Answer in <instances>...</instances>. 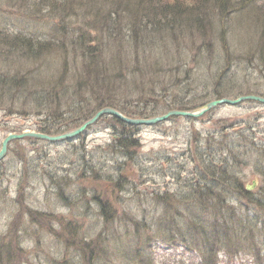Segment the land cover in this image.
<instances>
[{"label":"trees","instance_id":"trees-1","mask_svg":"<svg viewBox=\"0 0 264 264\" xmlns=\"http://www.w3.org/2000/svg\"><path fill=\"white\" fill-rule=\"evenodd\" d=\"M101 1L99 3L105 4ZM160 1L163 0H110L107 4H112L110 8L114 16L105 18V23L109 21L106 31V25L99 21L103 14L97 19L95 10L98 7L91 0L79 2L77 8L73 7V2L71 5L63 4V1L57 4L62 11H67L68 16L79 18L84 15L80 20H84L85 28L74 29L79 31L77 33L69 29L73 28L70 24L63 22L65 17L59 18L56 30L48 38L0 31V45L6 47L0 51V63H17L18 66L16 70L0 67V110L8 108L18 115L36 116V127L28 129L52 135L78 126L103 107L116 109L128 117L149 118L171 109H197L207 101L222 97L236 98L244 94L264 97V12L263 17H257V33L242 32L235 37L229 34L230 31H224L228 21L220 8L218 29L210 19L207 20L211 29V37L207 38L199 26V13L195 14L193 21L189 17L184 24L185 17L205 0H173L159 5ZM206 1L209 5L216 2L217 8L223 3V0ZM242 6H230L227 11L238 12ZM261 7L264 11V6ZM247 11L253 12L252 7ZM137 12V19H146V25L129 21L130 13L137 16ZM183 13L187 15L183 17ZM92 28L97 35L91 33ZM67 46L71 47L70 53L78 55L81 69L75 67L69 71L51 66L48 56L58 53L65 59ZM138 48H142L143 55L134 52ZM13 52L15 57L12 59ZM252 74L262 79L260 84L253 83V80L254 85L249 86L251 81L248 79L237 82ZM187 88L192 91L186 94ZM244 102L250 104L253 101ZM149 104H156V107H147ZM216 109H211L200 119L213 115ZM246 117L234 120L207 117L205 128L185 130L182 135L186 147L180 153L185 162L172 161L171 168L183 170L186 163H191L190 177L182 180L172 194L164 191L161 195L159 191L148 189L151 191L147 197L162 208L154 225L150 226L134 215L126 222H131L136 231L138 226L144 225L147 228L141 231L162 233L170 240L177 238L190 244L189 247L199 253L197 264H220L217 260L219 247L229 250L228 254L237 248H246L247 240L262 229L261 212L241 213L236 206L241 208L242 203H249L252 209L260 208L264 212V187L261 186V191L255 194L243 184L247 169L264 180V122L256 123L260 118L257 114L253 115L254 118ZM103 120L111 135L103 154L109 153L118 162L113 167L110 165L108 170L103 161H93L91 150L76 144L73 148L80 157L68 163L74 174L73 181L69 176L46 174L54 195L65 206L78 198L86 184L97 191L102 189L105 194L110 191L109 187L117 191L134 190L133 184L139 183L127 181L131 177L127 168L131 165L136 168L137 177L144 175L143 171L148 168L151 173L163 172L164 167L159 164L167 159L163 152L140 151L136 134L141 125H129L109 115H102L93 125ZM195 120L186 118L185 122L189 126ZM10 131L20 133L23 129L16 127ZM21 140L33 144L36 139L26 137ZM19 141L12 140V143ZM171 157L177 159V156ZM64 177L69 178V184ZM75 185L76 188L72 189ZM143 186L142 190L146 188ZM65 187L69 189V196L63 190ZM96 196L92 194L90 199L94 201ZM106 204V199H100L99 214L104 222H111L107 220L106 214L110 211L105 210ZM28 214L38 224L45 222L48 215L34 210H28ZM18 218L19 213L14 222ZM58 222L64 225V231V227L73 225L63 218ZM70 237L73 239L69 240ZM12 238L13 235L9 234L0 239V264H13L10 253L15 246ZM74 242L79 261L74 258L73 264H95L100 252L99 239L76 234L72 229L64 235L63 243L70 247ZM253 256L254 264H262L264 256L260 250ZM63 262L65 259L56 263Z\"/></svg>","mask_w":264,"mask_h":264},{"label":"rangeland","instance_id":"rangeland-1","mask_svg":"<svg viewBox=\"0 0 264 264\" xmlns=\"http://www.w3.org/2000/svg\"><path fill=\"white\" fill-rule=\"evenodd\" d=\"M62 1L63 4L69 5H71L70 2H73V7L77 8L79 2L86 0H0V31L5 33L21 32L36 38H48L56 30V24L59 22V18L62 17H65L63 22L70 24L73 28L69 27V29H72L75 33L79 31L74 29L85 28L84 20H80V17L84 19V15H80L79 18L68 16L67 11H62L58 6ZM91 1L95 7H98L95 10V16L97 14V19H99L100 14H103L99 21L106 25L104 30H108L109 21L106 20L105 23L104 20L105 18L111 19L113 15L110 8L112 4H107L110 0H102L105 1V4L99 3V0ZM170 2H173V0H163L160 1L159 5ZM207 3L209 2L205 0V3L197 4L188 17H185L187 14L183 13L182 16L186 19L184 24L189 21V17L193 21L195 14L199 13L201 15V18L198 17L200 20L199 26L203 30L202 34L207 38L211 37L210 21L207 23V20L210 19L214 27L218 29L221 19L218 9L223 8L221 14L228 21L224 31H230L229 34L235 37L242 32L253 35L257 33V17L263 15L262 12L264 11L261 6H264V0H223L222 6L218 5V8L216 2L210 5ZM238 5H243L241 11L233 13L227 11L228 7ZM249 7H252L253 12L247 11ZM136 9L138 11V4H136ZM137 17L138 12L137 16L130 13L129 21L136 22L137 25L141 26L146 25V19L139 20ZM88 19H90L89 21L92 20V18ZM151 20L152 17L149 21ZM134 28H138V31H140L138 26L134 25ZM91 33L97 35V31L93 28ZM194 39L196 40L195 37ZM66 48L68 55L65 59L58 53H51L48 56L51 66L55 69L63 67L69 71H72L75 67L81 69L78 55L70 53V46ZM4 49L6 47L1 44L0 51ZM134 52L139 56L143 55L142 48H138ZM121 53L124 54L125 52ZM127 53L124 55H127ZM14 55L13 52L11 54L12 59L15 57ZM139 56L138 58L141 59ZM0 67L16 70L18 66L17 63L7 65L0 63ZM247 79L251 81L248 84L249 86L250 84L254 85L253 83L260 84L262 81L259 76L252 74L250 77L242 78L237 82H245ZM191 91L192 89L187 88L184 92L187 94ZM151 105L149 104L147 107H156V104ZM216 108L213 115L204 116L202 119H200L201 116L196 118L194 124H192L193 127H191L192 125L187 126L188 122H185V117L173 119L169 117L166 121L159 122V126H140L136 134L140 143V151L142 153L163 152L167 157V159L159 162L160 167H164L163 172L151 173L148 168L147 171H143L144 175L137 177L136 168L129 165L130 167L127 170L131 172V177L127 181L139 183L138 185L133 184L136 187L134 190L129 192L117 191L108 188L107 184L106 188L110 191L105 194L102 189L97 191V189H92L91 186L86 184L85 188L80 190L78 198L69 206H65L58 201L54 195V188L49 186L46 174L69 176L73 181L74 174L68 163L76 157H80L73 148L76 144L85 146L86 150H91L93 161L96 163L103 161L110 170L118 160L111 158L109 153L103 154L102 151H106V146L111 139L110 130L106 125V121H104L106 119L97 125L90 126L81 133L82 135L70 140L49 142L36 139L33 144L21 139L17 143L10 141L5 155L0 160V195L2 196L0 199V239H4L9 234L13 235L12 242L15 250L12 249L10 253L12 263L21 264L28 261L31 264H58L56 262L65 259L63 264H73L74 258L79 261V253L75 248V242L70 247H66L63 243L64 235L75 229L76 234L99 239L98 249L100 252L95 264H197L199 253L196 248H194L196 250L191 249L190 244L187 245L178 241L177 238L170 240L162 233L153 232L150 234L149 231H141L147 228L144 225L138 226V231H136V228L130 225L131 222H126V220L135 216L138 220L147 221L150 226L154 225V219L159 215L162 208L156 206L155 202L147 197L148 191H159L161 195L164 191H166L165 194H172L178 190L179 183L182 180L188 176L190 177L191 163H186L183 170H178L177 167L171 168L172 161L185 162V159L180 156L181 150L186 147L182 135L185 130L205 128L207 117H226L234 120L242 117L246 119L247 115L254 118L253 115L257 114L260 115V118H257L256 123L264 122L263 103L224 104ZM36 120H38L36 116L18 115L12 109L0 110V143L11 132L12 128H21L23 131L29 130L28 128H35ZM172 155H174V158L177 156V159H173ZM170 157L172 160H170ZM173 173L176 174L173 175ZM64 178L69 184V178ZM100 184L104 185V183ZM243 184L248 191H254L256 194L261 191V186L264 187V180L261 176L254 175L250 169H247ZM143 185L146 188L142 190ZM67 187L63 190L69 196ZM75 188L76 185L72 189ZM92 194L97 195L94 201L90 199ZM100 199L107 200L104 208L106 211H110L106 216L108 221H113L112 223L104 222L103 217L99 214L101 209ZM231 200L235 202L234 199ZM235 203L237 205V202ZM236 207L239 208L241 213L261 212L262 229L259 233L262 235L255 232L247 240L246 248H237L232 254H228L229 250H224L221 247L217 248V260L220 264H254L253 255L255 251L260 250V254L263 253L264 256V212L260 208L252 209L249 203H242L241 208L238 205ZM28 210L48 214L45 217V222L34 223L29 217ZM18 213L19 218L14 222ZM59 218L70 220L73 225L68 228L64 227L65 232L63 230L64 225L58 222ZM72 239L73 237L69 238V240ZM142 256L143 260L141 259ZM262 264H264V259Z\"/></svg>","mask_w":264,"mask_h":264},{"label":"water","instance_id":"water-1","mask_svg":"<svg viewBox=\"0 0 264 264\" xmlns=\"http://www.w3.org/2000/svg\"><path fill=\"white\" fill-rule=\"evenodd\" d=\"M245 100H252L256 101L259 103L264 104V97L256 96V95H243L239 96L234 99H229V98H221V99H215V100H210L206 103H204L201 107H199L197 110L193 111H179V110H170L167 111L164 114L150 117V118H131L124 116L120 112H118L115 109H112L110 107H103L99 110H97L89 119L84 121L82 124H80L78 127L68 130L66 132L60 133V134H55V135H48L44 133H39V132H32V131H24L22 133H9L7 134L1 141L0 143V160L3 158L5 155L7 145L10 141L15 140V139H23L26 137H31V138H36V139H42L46 140L49 142H59V141H64V140H70L78 136L80 133H82L86 127L90 126L93 124L97 119L102 116V115H111L118 120L130 124V125H153L157 122H162L167 120L169 116H181V117H190V118H196L206 111L225 104V105H235L239 102L245 101Z\"/></svg>","mask_w":264,"mask_h":264}]
</instances>
